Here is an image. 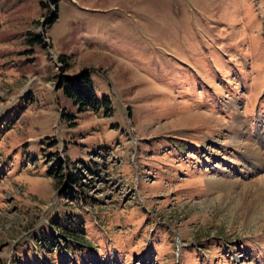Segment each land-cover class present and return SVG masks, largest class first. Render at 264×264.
Wrapping results in <instances>:
<instances>
[{"label":"rangeland","instance_id":"rangeland-1","mask_svg":"<svg viewBox=\"0 0 264 264\" xmlns=\"http://www.w3.org/2000/svg\"><path fill=\"white\" fill-rule=\"evenodd\" d=\"M263 137L264 0H0V264H264Z\"/></svg>","mask_w":264,"mask_h":264},{"label":"trees","instance_id":"trees-1","mask_svg":"<svg viewBox=\"0 0 264 264\" xmlns=\"http://www.w3.org/2000/svg\"><path fill=\"white\" fill-rule=\"evenodd\" d=\"M31 43L34 45L42 46V40L38 37L33 38ZM59 61L64 64L62 74H59L56 88L63 89L65 96L72 100L74 105L79 109V113L88 112L98 115L100 112L110 115V98L103 97L98 99L94 88L92 86L91 76L87 70L79 72L77 75L66 74L69 70V61L62 55L59 57ZM64 117V115H62ZM72 175L69 176L71 181ZM74 219V220H72ZM66 221V224H57L58 228L62 230L64 235H71L73 238H69L71 244L82 246L87 243L85 226L82 221L77 218H72Z\"/></svg>","mask_w":264,"mask_h":264},{"label":"crops","instance_id":"crops-1","mask_svg":"<svg viewBox=\"0 0 264 264\" xmlns=\"http://www.w3.org/2000/svg\"><path fill=\"white\" fill-rule=\"evenodd\" d=\"M261 133V132H260ZM262 134V133H261ZM259 138H261V137H259ZM263 140H264V137L262 138Z\"/></svg>","mask_w":264,"mask_h":264},{"label":"bare ground","instance_id":"bare-ground-1","mask_svg":"<svg viewBox=\"0 0 264 264\" xmlns=\"http://www.w3.org/2000/svg\"><path fill=\"white\" fill-rule=\"evenodd\" d=\"M239 122H241V121H239Z\"/></svg>","mask_w":264,"mask_h":264}]
</instances>
